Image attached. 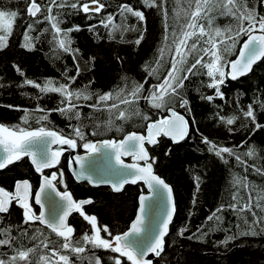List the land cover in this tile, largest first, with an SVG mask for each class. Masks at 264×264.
<instances>
[{
	"label": "trees",
	"instance_id": "obj_1",
	"mask_svg": "<svg viewBox=\"0 0 264 264\" xmlns=\"http://www.w3.org/2000/svg\"><path fill=\"white\" fill-rule=\"evenodd\" d=\"M38 2L46 4L48 0ZM64 2L70 4L75 0ZM102 2L107 7L98 14H85L70 7L53 8L52 15L60 21L59 27L62 30L79 27L78 31L73 30L68 34L73 51L65 52L58 47V39L62 38V34L57 36L51 23L42 15L30 17L26 12L25 0H0V9L18 12L8 46L0 50V124L8 127L19 126L30 131L43 127L65 136L72 135L73 128L80 126L85 139L79 140L74 135L72 138L77 139V151L81 154L86 152L83 147L85 142L95 143L106 139L118 141L130 132L145 134L146 123L168 115L167 108L156 109L140 99L132 106L120 104V108H129V112L138 109L149 117V121L135 115H130L126 121L118 120L115 114L110 116L107 111H96L89 107L96 101V96L93 95L91 100L81 98L74 101L78 106L76 111L80 113V118L70 119L71 114L62 115L59 111H52L64 106L61 105L63 97L58 93H41L34 86L24 83L27 79L43 86L50 80L56 86L71 83L72 89H86L88 93L115 94L118 90L125 89L127 95V90L134 84L143 83L147 94L153 85L163 80L170 67L172 52L166 49L161 66L155 63L159 57L158 49L165 44V20L161 11L156 7L145 6L143 0ZM246 2L248 8H254L258 15H264L262 0ZM122 3L142 11L145 20L140 22L132 16L125 20L119 10ZM164 7L168 11L167 43L170 44L172 29L175 28L179 34L180 25L187 22L183 11L177 18V10L188 9V4L183 0H166ZM221 13L219 5L209 12L208 15L213 18L212 26L221 30L229 26L235 28L233 17ZM109 14L114 17L115 25L124 24L144 30L141 43H134L140 35L139 30L124 31L119 27H105L101 21H106ZM199 23L206 28L208 26L206 19L199 20ZM28 24H32V29H28ZM25 33L32 37V50L21 46L25 43ZM246 38L239 37L235 48L223 53L226 61L236 59ZM188 61L185 68L194 62V58L189 56ZM146 65L157 68V74L149 76L145 70ZM14 66H18L24 75H20ZM77 66L79 75H76ZM193 71L196 74H189V78L184 81V87L179 90L188 101L187 106L180 107L178 99L170 105L190 121L191 132L188 139L181 144H174L161 137L157 146L147 147L151 157H155L154 172L174 191L177 209L170 233L165 239L164 251L154 264H264V232L257 226L255 230L258 234H244L246 226L239 215L227 207L233 203L232 195L236 191L233 187L234 176H247L257 189H264V175L256 174L251 167L245 172L244 166L238 164L235 156L224 153V159H221L215 151L210 150L212 144L217 148L228 147L247 161L248 165L264 167V127L255 129L250 118L243 115L251 104L256 122L264 125V60L254 68L250 76L237 82L230 81L226 76L224 83L220 85V96L216 95L214 88L207 87L210 78L205 74L206 69L197 66ZM66 76H76L75 82L67 81ZM207 96H212L213 99L208 100L205 98ZM113 102L108 101L109 104ZM45 115L47 119H41ZM233 116L236 117L234 123L228 125L226 119ZM24 117H27V122L22 119ZM109 120L114 123L106 128ZM97 125L99 127H96ZM118 128L120 130H117ZM204 137L211 144L205 143ZM250 147L255 149L256 158L243 155ZM68 158L64 155L56 169L59 175L57 181H54L56 187L62 192H70L76 201L91 199L92 203L82 210L87 215L95 216L98 226H107L113 235L127 231L136 215L139 196L146 192L144 186H127L122 193L116 194L110 188H92L87 184H78L68 169ZM60 172H63L62 178ZM45 175L51 176L49 172ZM41 179V174L35 171L28 157L0 171V186L9 191H14L17 180L30 181L33 193L31 205L35 213L39 212V208L35 205L34 195ZM221 205L225 206L223 212L217 213L221 216V221H207V216ZM23 212L14 201L8 213L0 214V227H10L11 235L17 237L18 244L33 247L39 243L38 240L32 241L22 235V229H26L29 236L36 229H40L49 239H60L38 221L25 224ZM248 219L251 221L250 215ZM69 222L75 230L74 241L80 240L85 233L91 235V225L79 212L75 213ZM181 229H186L182 235ZM101 235L110 239L107 233L101 232ZM44 236L40 239H44ZM229 237L232 239H228ZM93 252L101 258V264H113L111 258L118 255L110 250L92 249L90 245H87L86 252L81 254L85 257L83 260L67 251L64 254L70 255L74 264H88L87 258ZM37 254L51 255L50 251L42 246L37 250ZM12 255L14 252L11 249L0 247V257L7 259ZM52 259L55 260L56 257ZM122 264L130 262L122 258Z\"/></svg>",
	"mask_w": 264,
	"mask_h": 264
},
{
	"label": "snow or ice",
	"instance_id": "obj_2",
	"mask_svg": "<svg viewBox=\"0 0 264 264\" xmlns=\"http://www.w3.org/2000/svg\"><path fill=\"white\" fill-rule=\"evenodd\" d=\"M188 4V9L178 8L177 18L180 12L183 11L187 17V22L180 25L179 34L175 28L171 31V43L169 41V25L167 24L168 11L164 7L166 0H143V4L147 7H156L161 11L165 23V36L163 37L165 44L158 49L159 57L155 60L158 66H161L165 50L172 52L170 67L163 80L152 86L151 91L145 94L144 84H134L131 89L118 90L115 94L107 93H88L86 89H72L71 83H62L56 86L53 81H46L43 86L32 80L25 79L24 83L32 85L39 89L41 93L53 92L58 93L63 99L61 100L62 107H57L52 111H59L62 115H69V118H80V113L76 111L77 105L74 102L83 98L84 100H91L93 95L96 96V101L90 104L89 107L96 111H107L110 116L115 114L116 119L126 121L130 115L139 116L144 121H149L147 115L142 114L138 109L129 112V108H120V104L132 106L140 99L148 102L151 107L156 109L167 108L170 113L166 118L151 121L145 125V133L130 132L127 133L123 139L117 141L114 139H106L99 143L85 142L84 149L89 156L101 152V149L110 150L105 153L102 160L94 162V172L96 175H107L119 177L118 180L112 181L110 179H100L96 181L102 184H111L114 191H121L125 184H136L142 181L147 185L149 191L158 194L161 190L166 193L169 210L165 213L164 219L159 221L158 225L153 231L144 233V224L146 212L149 209L148 201L151 199L148 196H139V212L135 220L131 223V227L122 234L113 235L107 226H98L97 218L92 215H87L82 210V205L92 203L91 200L75 201L71 193L64 191H56L57 173L53 172L50 177L45 176L39 191L34 195L35 203L44 207L42 200L46 190H52L56 196L60 198L62 203L56 201H49V210L35 213L30 204V199L33 196L32 185L28 180H17L15 182L14 191H9L5 187L0 186V214L9 212L10 205L15 201L20 208L24 210V223L31 224L39 222L44 225L51 233L55 234L58 240H51L40 229H36L32 235H28L26 229L21 230V234L26 236L29 240L39 241L33 247H27L22 243L17 242V237L11 235L10 227H0V247H7L14 252V255L7 259L0 257V264H74L70 255L64 254L66 251L75 255L78 259H85L81 254L86 252V246L90 245L92 249L110 250L112 253L118 254L112 257L113 264H122V258H126L130 264H152L150 259H145L149 254L161 256L164 251V237L168 233V225L172 221V216L175 211V204L172 197V188L165 183L153 171V164L155 157H151L145 144L156 145L160 137H169L174 143L183 140L189 132V123L185 118L177 113L170 105L174 100L178 99L180 107H186L188 101L181 95L180 89L184 87V81L189 78V74L195 75L193 71L199 66L206 69V75L210 78L207 87L214 88L216 95L220 96V85L225 81L226 76L236 80L240 76L247 75L252 71L253 65L261 59H264V15H258L254 8H248L246 0H183ZM264 2V0H262ZM27 5L26 12L30 17H37L42 15L45 20L51 23V27L55 30L58 39V47L65 52H71V40L69 33L73 30L78 31L77 26L74 29L62 30L59 27L60 21L56 16L52 15L53 8L70 7L85 14L100 13L107 5L102 0H75L73 3H66L64 0H48V3L42 4L38 0H25ZM194 5V7H193ZM219 5L224 15H230L235 21V28L229 26L221 30L212 26V17L208 14L213 7ZM191 9V11H189ZM120 14L125 17H135L138 21L143 22L145 15L142 11L133 8L130 4L122 3L119 5ZM18 16L17 11L0 9V50L8 46V39L12 35L13 23ZM206 19L208 26L200 24L199 20ZM105 27L112 26L113 28H122L124 31H140L139 37L134 41L139 45L144 38V30L137 29L135 26H126L124 24L115 25L114 17L109 14L107 20H102ZM28 29H32V24L27 25ZM209 29H211L209 31ZM259 33V34H257ZM246 36L239 53L234 60H225L223 55L229 49H234L238 38ZM25 43L21 46L32 50V37L25 33ZM191 41V43H189ZM229 41L231 43H229ZM223 45V48L221 46ZM192 56L194 62L185 68L188 64V58ZM205 57L208 59L206 60ZM16 71L20 75H24L23 71L18 67ZM229 69L227 72L225 69ZM149 76L157 74L158 69L152 68L150 65L145 66ZM183 73V75H182ZM76 75H79V67L77 66ZM65 79L69 82H75L76 76H66ZM159 80V76H157ZM212 100V96L205 97ZM114 102L109 104L108 101ZM115 101H119L116 103ZM115 110V113H113ZM41 111H43L41 109ZM246 118H250L255 126V129L264 127V125L256 122V116L253 106L250 104L248 109L243 112ZM27 122V117L22 118ZM47 119V116L41 117ZM223 120L224 118L221 117ZM236 117L226 119L228 125H232ZM113 121L109 120L107 127L113 125ZM96 127H99L97 125ZM117 130H120L119 128ZM96 134V133H93ZM74 137L79 140H84L85 135L80 126L73 128ZM72 135L65 136L57 131L46 130L41 127L38 130H27L25 128L16 126L8 127L0 124V170L6 169L9 165L21 161L25 157L30 158V162L35 167L36 172L42 173L44 169L53 168L60 163V157L63 149L53 151L51 145H66L70 149L77 148V139L72 138ZM205 143L211 144L206 137L203 138ZM221 159H224L223 154L227 153L229 156H235L238 164L244 166L245 172L251 167L256 174L264 175V167H256L255 164L248 165L247 161L243 160L240 155H236L231 148L219 147L212 144L211 149ZM250 158H256V151L254 148H249L243 154ZM123 156H131L134 163L126 164L122 159ZM114 160V164H113ZM143 162L141 164L140 162ZM225 162H227L225 160ZM75 163L80 167V177L93 182V175H85V158L76 156L74 161H70L69 166ZM60 177H63V172H60ZM78 177V178H80ZM198 179V178H197ZM62 182V179L61 181ZM233 187L236 191L232 195L233 203L227 205L239 215L243 224L246 226L244 234H258L256 227H260V231L264 232V189H257L247 178V176H234ZM199 184H197V190ZM244 192L246 194H241ZM195 203V200L193 201ZM225 206L221 205L211 215L207 216V221H221V216L217 213L224 211ZM259 211H256V210ZM72 211L79 212L91 225V235L83 234L80 240H73L74 229L67 224V217ZM251 216L249 221L248 216ZM239 227V225L237 226ZM186 229H181L182 235ZM101 232L107 233L110 239L103 238ZM44 236V239H40ZM228 239H232L229 237ZM49 250L51 255L37 254V250ZM7 253H5V256ZM34 257V258H32ZM52 257H56L55 260ZM88 259V264H101V258L96 256L93 252Z\"/></svg>",
	"mask_w": 264,
	"mask_h": 264
},
{
	"label": "water",
	"instance_id": "obj_3",
	"mask_svg": "<svg viewBox=\"0 0 264 264\" xmlns=\"http://www.w3.org/2000/svg\"><path fill=\"white\" fill-rule=\"evenodd\" d=\"M90 14H98V13H90ZM257 34H259V33H257ZM263 60H264V59H261V60L258 61L256 64H254V65H253V69H252V71L249 72L247 75L240 76V77H238L236 80H233V79H231L230 76H228V79H229L230 81H232V82H237V81H239V80H241V79H243V78H246V77L250 76L251 73L253 72L254 68H255L258 64H260ZM228 70H229V69H228ZM176 112H177V111H176ZM177 113H179V112H177ZM179 114L182 115V116L185 118V120L188 121V123H189V132H188V135H187L183 140H180V141L177 142V143H174L169 137H164V138H166V139L172 141L174 144H181V143H183L184 141H186V140L188 139L189 135H190V132H191V124H190V121H189L188 118H186V116L183 115L182 113H179ZM169 115H170V113L168 112V115H167V116H169ZM167 116H166V117H167ZM166 117H165V118H166ZM51 131H53V130H51ZM145 134H146V133H145ZM160 138H161V137H160ZM160 138H158V141H159ZM120 140H121V139H120ZM118 141H119V140H118ZM99 142H102V141H97V142H95V143H99ZM158 143H159V142H158ZM158 143H157L156 145H148V144H145V147H146V148H147V147H151V148H152V147L157 146ZM51 148H52L53 151L58 150V149H63L62 155H61V157H60V162H61L62 156H63L64 154H69V159H68V169H69V171H70L72 177L74 178V180H75L78 184H87V185H89V186L92 187V188H110V189H111L114 193H116V194L122 193V192L124 191V189H125L127 186H135V185H137V184H142V185L144 186V188H145V191H146V192H145L144 194H142V195L148 196V197H150L151 199L148 201V203H149V209H148L147 212H146L145 224H144V233H142L141 236L145 235L146 233H148V232H150V231H153V230L156 228V226L158 225L159 221H161V220L164 219L165 213L169 210V205H168V201H167L166 193H165L163 190H161L158 194H154L153 192H151V191L148 190L146 184H144L142 181H140V182H138V183H136V184H131V183L125 184V185L123 186V188L121 189V191L117 192V191H114V190H113L111 184H102V183H97V182H96V181H99L100 179H110V180H112L113 182L119 179V177H115V176H107V175H103V176H102V175H96L95 172H94V162H98V161L102 160L103 157H104V155H105V153H108L110 150H108V149H101V152H100V153L93 154L92 156H89L88 152H85V153H81V154H80V153H78L77 148H76V149H70V148H68V146H66V145H55V144H53V145H51ZM147 150H148V148H147ZM148 152H149V150H148ZM149 155H150V152H149ZM76 156H82V157L85 158V169H86V170H85V173H84V174H85V175L92 174V175H93V182H89L87 179H85V178H83V177H80V172H81V170H80L79 165H76L75 163H73L71 167L69 166L70 161H74V158H75ZM150 156H151V155H150ZM28 158H29V157H28ZM122 159L124 160V162H125L126 164H131V163H134V162H135V161H133V159H132L131 156H123ZM29 160H30V158H29ZM15 163H16V162H15ZM15 163H13V164H15ZM140 163L143 164L142 161H141ZM13 164H12V165H13ZM59 164H60V163H59ZM59 164H57V165H56L55 167H53V168L44 169L42 173H44V172H48L49 170H54V169H56V168L59 166ZM113 164H114V160H113ZM9 166H11V165H9ZM33 167H34V165H33ZM34 169H35V167H34ZM4 170H5V169L0 170V171H4ZM153 171H154V166H153ZM37 173L42 174V173H40V172H37ZM154 173H155V172H154ZM155 174H156V173H155ZM156 175H157V174H156ZM45 176H47V175H43V177H42V179H41L40 186H41V184L43 183V178H44ZM48 177H49V176H48ZM78 177H80V178H78ZM159 177H160V176H159ZM160 178H161V177H160ZM161 179H162V178H161ZM29 183H30V181H29ZM165 183H166V182H165ZM30 184H31V183H30ZM166 184H167V183H166ZM168 185H169V184H168ZM40 186H39V188L37 189V191H39ZM169 187H171V186L169 185ZM171 188H172V187H171ZM172 190H173V189H172ZM37 191H36V192H37ZM56 191L62 192V191H60L57 187H56ZM69 193H70V192H69ZM43 195H44V198H43V200H42V203L44 204V207L41 208L40 205H38V204L35 203V205H36V206L39 208V210H40L39 212H41V211H44L45 213L48 212V210H49V201H50V200L56 201V202H58V203H62V202L60 201V198H59L58 196H56L55 192L52 191V190H50V189H49V190H46L45 193H44ZM71 195H72V194H71ZM32 197H33V196H32ZM172 197H173V202H174V204H175V211H174L173 216H172V221H171V223H169V225H168V233H167V235L164 237V241H165V239L167 238V236H168L169 233H170V228H171V226H172V223H173V221H174V218H175V216H176V212H177V209H176V200H175L174 191H172ZM72 198H73V200H75L74 197H73V195H72ZM31 200H32V198H31L30 201H29L30 203H31ZM89 200H91V199H89ZM75 201H76V200H75ZM80 201H84V200H80ZM34 202H35V199H34ZM77 202H79V201H77ZM89 204H90V203H89ZM89 204H84V205H82V209H83L85 206L89 205ZM17 206L19 207L18 204H17ZM10 208H11V205H10V207H9V210H10ZM21 209H22V208H21ZM138 212H139V199H138V208H137L136 215L138 214ZM75 213H78V212H76V211H72V212L69 214V216L67 217V224L70 225L71 227H73V226L70 224L69 220H70V218H71ZM136 215H135V217H136ZM135 217H134V219L132 220V222L135 220ZM132 222H131V223H132ZM131 223H130L129 228L131 227ZM42 226H43L44 228H46L44 225H42ZM129 228H128V229H129ZM46 229H47V228H46ZM73 229H74V227H73ZM48 230H49V229H48ZM74 231H75V230H74ZM73 234H74V233H73ZM164 246H165V243H164ZM123 259H126V258H123ZM145 259H150V260L152 261V264H154L155 261H157V260L160 259V256L157 257V256H155L154 254H149L147 257H145Z\"/></svg>",
	"mask_w": 264,
	"mask_h": 264
},
{
	"label": "flooded vegetation",
	"instance_id": "obj_4",
	"mask_svg": "<svg viewBox=\"0 0 264 264\" xmlns=\"http://www.w3.org/2000/svg\"><path fill=\"white\" fill-rule=\"evenodd\" d=\"M87 152V151H86ZM85 153V152H84ZM64 155H66L67 157H69V155L68 154H64ZM63 155V156H64ZM63 156H62V158H63ZM69 159V158H68ZM62 160V159H61ZM57 169V168H56ZM56 169H54V170H49L48 172L50 173V175L53 173V172H56L57 173V170ZM42 175L43 174H41V177H42ZM59 175H58V173H57V177H58ZM31 202H32V200H31ZM40 211V210H39ZM37 214H39V212L37 213Z\"/></svg>",
	"mask_w": 264,
	"mask_h": 264
},
{
	"label": "rangeland",
	"instance_id": "obj_5",
	"mask_svg": "<svg viewBox=\"0 0 264 264\" xmlns=\"http://www.w3.org/2000/svg\"><path fill=\"white\" fill-rule=\"evenodd\" d=\"M227 70H228V69L226 68L225 71L227 72Z\"/></svg>",
	"mask_w": 264,
	"mask_h": 264
}]
</instances>
